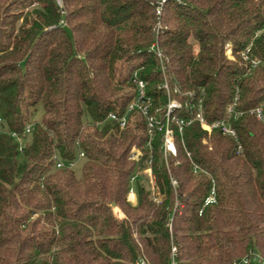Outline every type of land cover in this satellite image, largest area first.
Wrapping results in <instances>:
<instances>
[{
    "label": "trees",
    "instance_id": "obj_1",
    "mask_svg": "<svg viewBox=\"0 0 264 264\" xmlns=\"http://www.w3.org/2000/svg\"><path fill=\"white\" fill-rule=\"evenodd\" d=\"M156 1L0 0V264H234L249 249L264 256V121L251 111L264 110V0H167L159 30ZM155 41L178 96H202L208 121L225 117L238 93V140L195 120L184 143L176 132L177 153L165 158L161 132L147 146L141 112L123 128L103 123L126 111L136 73L153 107L165 108ZM250 44L256 66L241 55ZM39 104L21 151L10 130L22 133ZM80 150V174L57 167L56 153L68 162ZM149 165L160 200L143 179Z\"/></svg>",
    "mask_w": 264,
    "mask_h": 264
},
{
    "label": "built area",
    "instance_id": "obj_2",
    "mask_svg": "<svg viewBox=\"0 0 264 264\" xmlns=\"http://www.w3.org/2000/svg\"><path fill=\"white\" fill-rule=\"evenodd\" d=\"M167 0H157L156 1V14L158 17L157 22V30L162 26L161 23V15L163 13L164 4ZM181 1V0H178ZM261 30L257 31V34ZM153 49L157 52L158 56L161 59L162 63V72L164 75L163 81L161 82V86L166 89L167 93V100L165 104V108L161 109V107H153V96L148 94L147 92V81L143 78H140L139 75L135 74V81H136V91L135 95L132 98V100L129 102L126 111L123 114H118L117 112H111L107 115V117L104 119L103 123L108 120H113L118 122L120 127H125L127 125V120L130 112L137 110L141 112L146 121V128L149 133V141L147 146H152L153 141L161 132V146L165 155V158H167V155L169 154H176L177 153V143H176V132L178 131L181 134L182 142L184 143L183 138V132L187 125L191 124L195 120H198L201 122L202 126L205 129L212 130L215 127H219L221 131L226 135H231L235 137L238 140V133L236 128L233 126L232 118L237 117L240 115V111L237 110V102L239 95L238 93L234 96V99L232 102L229 103L227 107L226 116L223 118L216 119L212 122L208 121L204 115L203 112V98L202 96L198 97V99L194 102H190L189 100L183 102L178 95L182 94V89L179 80L175 79L173 83L170 82L168 78V74L166 72V65H165V59H164V53L159 46L158 42L155 41L153 43ZM227 53L229 57L234 58V54L232 52V46L231 42H228L226 44ZM241 55L244 59L250 60L252 63V66H256L260 59L256 56H253L251 54V44L247 46L243 51H241ZM189 96L195 97L196 91L190 90L186 92ZM184 109L185 111H192L191 115L183 116L180 113V110ZM254 112L257 116V118L261 121H264V110L262 105H259L251 110ZM3 120V117L0 113V127L1 122ZM98 124V123H97ZM35 128V122H29L22 133L16 131V130H10L11 134L16 137L19 140V148L21 151H24L25 144H26V136L31 133ZM241 150V145L239 146L238 151ZM188 154L190 152L188 151ZM85 156L84 151L80 150L78 152V155L70 160L65 161L62 159L58 153L54 155L56 158V165L57 167H62L65 165H68L70 167H75L78 162H80L81 158ZM141 156V150L134 146L131 151V157L139 159ZM149 162H152V159L149 160ZM195 172H198L200 170L199 165H194ZM145 171L148 173V176L150 178V181L152 182L153 188H156L155 185L156 182V174L152 168L151 165H149ZM137 175L132 176V182H135L137 179ZM171 183L174 188L178 186V179L174 176H171ZM158 189V187H157ZM153 194L155 195L157 200H160L161 194L159 190L154 189ZM136 191L134 185L130 188L129 191V199L132 201L136 200ZM212 197V196H211ZM210 197V198H211ZM118 216L124 215V213L119 210L116 211ZM177 249L175 246L172 247V254L175 255ZM249 260H254L257 262H261L264 264V256L255 249H249L248 252L241 258H235L234 264H243L245 262H248ZM139 264H148L145 260L140 259ZM172 264H176L174 259Z\"/></svg>",
    "mask_w": 264,
    "mask_h": 264
},
{
    "label": "rangeland",
    "instance_id": "obj_3",
    "mask_svg": "<svg viewBox=\"0 0 264 264\" xmlns=\"http://www.w3.org/2000/svg\"><path fill=\"white\" fill-rule=\"evenodd\" d=\"M42 114H43V107H42V104H39L37 106V109H36L34 115L32 116V121L31 122H34L35 120H40ZM26 137H28V136H26ZM30 139H31V135L29 136L28 140H30ZM141 153H142V149H141ZM83 161H84V159L81 158L80 162H78L76 164V166H75V169L77 170V172L79 174L81 173V170H82V163H83ZM142 173L144 174L143 179L148 182L149 187L152 190H154V189L159 190V189H157V187L156 188H153V185H152V182L150 181V178L148 176V173L145 170ZM116 211L118 212L119 209L116 208Z\"/></svg>",
    "mask_w": 264,
    "mask_h": 264
}]
</instances>
